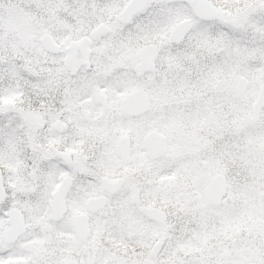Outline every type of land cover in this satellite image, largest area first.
<instances>
[{
  "label": "snow or ice",
  "instance_id": "1",
  "mask_svg": "<svg viewBox=\"0 0 264 264\" xmlns=\"http://www.w3.org/2000/svg\"><path fill=\"white\" fill-rule=\"evenodd\" d=\"M0 264H264V0H0Z\"/></svg>",
  "mask_w": 264,
  "mask_h": 264
}]
</instances>
